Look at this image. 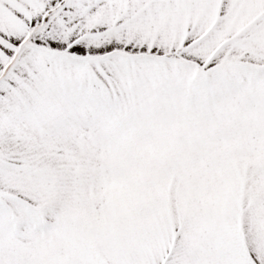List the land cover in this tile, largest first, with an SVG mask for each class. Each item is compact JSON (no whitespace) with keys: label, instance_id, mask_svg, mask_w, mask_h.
Listing matches in <instances>:
<instances>
[{"label":"snow or ice","instance_id":"obj_1","mask_svg":"<svg viewBox=\"0 0 264 264\" xmlns=\"http://www.w3.org/2000/svg\"><path fill=\"white\" fill-rule=\"evenodd\" d=\"M0 264H264V0H0Z\"/></svg>","mask_w":264,"mask_h":264}]
</instances>
